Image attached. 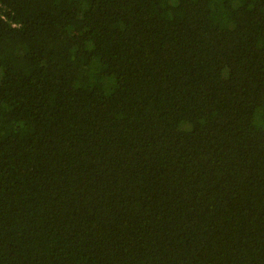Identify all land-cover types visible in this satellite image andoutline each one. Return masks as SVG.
Here are the masks:
<instances>
[{"label":"trees","instance_id":"trees-1","mask_svg":"<svg viewBox=\"0 0 264 264\" xmlns=\"http://www.w3.org/2000/svg\"><path fill=\"white\" fill-rule=\"evenodd\" d=\"M0 264H264V0H0Z\"/></svg>","mask_w":264,"mask_h":264}]
</instances>
